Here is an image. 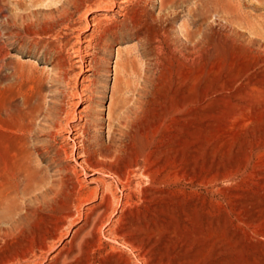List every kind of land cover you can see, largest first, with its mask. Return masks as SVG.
Returning a JSON list of instances; mask_svg holds the SVG:
<instances>
[{"label":"rangeland","instance_id":"rangeland-1","mask_svg":"<svg viewBox=\"0 0 264 264\" xmlns=\"http://www.w3.org/2000/svg\"><path fill=\"white\" fill-rule=\"evenodd\" d=\"M136 2L144 19L170 21L138 31L113 27L122 18L103 5L91 11L97 0H0V178L6 170L10 185L0 264H264V0ZM92 19L107 28L93 48L83 45L97 68L81 75L77 29ZM159 28L169 41L157 50ZM194 31L192 61L178 51ZM80 116L90 151L114 133L131 149L126 162L144 160L152 182L138 173L127 191L83 174L70 135H47L49 118L77 126ZM28 171L36 181L23 189ZM67 174L90 189L103 178L100 193L116 210L102 217L100 196L87 190L68 218L66 200L54 211L37 202ZM121 192L131 197L118 205Z\"/></svg>","mask_w":264,"mask_h":264},{"label":"bare ground","instance_id":"bare-ground-1","mask_svg":"<svg viewBox=\"0 0 264 264\" xmlns=\"http://www.w3.org/2000/svg\"><path fill=\"white\" fill-rule=\"evenodd\" d=\"M135 3H137L136 0H97V4H95L96 5L95 7H97V9L91 10V11L100 10L99 9L100 6L103 5L107 10L116 12L119 15V17L122 18V22H120V24H113V27L121 26V25L126 26V24L131 23L134 26V28L137 29L138 31L144 30L146 25L150 24V23H148L150 21L158 24V22H162V21L164 22L165 20L167 21V19L169 18L167 15H163L162 14L159 19H158V17L157 18H152L151 16H150V18L144 19L143 17L147 16V12L144 9H142L138 13L136 11V9H135V7H136L134 5ZM262 5H264V4L262 3ZM165 6H166L165 0H161V9H164ZM66 14H67V12H66ZM103 19H106V17L103 18ZM172 19H173V17H172ZM193 19L194 18H192L191 22L194 25V27H196L197 23ZM101 21L102 20H99V19L87 20L82 28L80 27V28L77 29L81 33H85L84 34L85 37H83V38H82V36H77L78 43L81 46H79L77 48V50L75 51L76 52L75 59H77L76 64L80 65L79 69L81 70V75L84 72H86V73H90L91 72L93 74L94 73V69L97 68V65L96 66H91L92 63L94 62V57H93V55L91 53L86 52L85 49L88 48V47H89L88 49H91L90 46H92V48H93V45L95 46L96 44H98L99 41H101L102 36H103V34L105 32V29L107 28V27H105V26H103L101 24ZM196 34H197V32L194 31V32L190 33L189 36H186L183 39L181 38L180 47H179L180 49L178 51L179 55H181L183 57H186V58H188V59H190L192 61L194 60L193 56H195L197 50L199 49V41H201V39L198 38L197 40H195L198 43H194L192 45V47H190V48L188 47L189 45H187V44H189V43H187V41L188 42L189 41H194L193 38H194V36ZM152 41H154L155 43L158 44L157 50L160 49V45H162V43H164V44L166 43L167 44V41H169V37L167 35V32L164 30V28H159V30H157V34L155 35V38ZM85 44H86V48H85V46H83ZM169 51L172 52V53L176 52V50L172 49L170 46H169ZM183 51H186L187 54H185V52H183ZM199 51H201V50H199ZM157 53H158V51H157ZM197 56H198V54H197ZM60 62H58L59 66L61 65ZM87 81H89V80H87ZM91 81L92 80H90L89 82H91ZM86 89H89V88L86 86ZM76 95H79V94L76 93ZM84 97H85L84 94H80V96H76V99H84ZM77 105H78V103H74L73 104V106L76 107V108H77ZM28 113L24 112V114H23L24 118H26V115H29ZM48 113L52 114L51 110H48ZM50 114H48V115L50 116ZM78 114H79L78 111L75 110V111L70 112V113L68 112L67 116L68 117L70 116L71 118H75ZM49 119L50 120L48 122V128H47L48 137H50L51 139H54L59 133H62V132H66V134L70 135L67 138L73 143L71 157H73L76 160V164L79 166L80 171H82L83 174L87 173L89 171H93V173H100L101 175L103 174L105 176L104 178L113 179L116 182V185L118 186V188H119V186H121V188H122V185L125 184L127 186V191H128V188L131 187L132 183H134L133 180H132V176H135L138 173H141V175L142 174L145 175L152 182V175H151L150 171L146 168L145 163H142L144 160L142 162H140V161L136 160V158H135L136 161H130V162L127 161L126 162V159L129 156V152L128 151H130L131 149L127 150V148L125 149V147H124V149H122L121 147L117 146L118 144L117 145L115 144V138H114V135H113L114 133L111 134V137L109 139V143L106 144L104 146V148L100 146L101 144L100 145L98 144V145H95V147L97 146L96 149H93V150L90 151L89 145L86 144V140L84 138V136L86 134V130H87V126H88L89 120H84V117L80 116L78 119L80 121H83L81 124H78L77 126H72L71 124H67L66 126H63V124H61L60 122L53 120L54 118H49ZM120 132H121V130H120ZM123 133H125V132H123ZM121 134H122V132H121ZM115 135L117 136V133H115ZM122 140L123 139L121 138V142H122ZM47 148L48 147H46V150H48ZM101 148H103V150ZM55 161L56 162H53L54 164L57 163V160H55ZM2 164H4V162ZM120 164H122V167H119ZM0 165H1V163H0ZM3 166H5V165H3ZM50 167L53 169L54 165L51 164L49 166V168ZM3 168H5V167H3ZM3 173H4V176H2L0 178V204L6 202V200L10 196L9 195L10 191H8V188L10 187V185L8 186V180L6 179L7 178L6 177L7 171L3 170ZM71 173L75 176L73 178H77V176H76V173H77L76 168H74L73 172H71ZM35 177H36L35 175H33L30 171H28L27 175L24 178V181H23V184H22V188L23 189L24 188L25 189H27V188L29 189L30 186H32L31 183L35 180ZM12 178H13V176H12ZM55 183L51 184L48 188H45L44 190L39 192V194L35 198L38 199L37 200L38 203L44 204L46 207L49 206V208L52 211H54L53 209L57 210L58 209L57 208L58 204L62 203L63 200H66V202H68V204L66 203L67 204L66 207L63 208V210H64V212L62 211V213H64L63 216H62L63 218H66L67 216L68 217L71 216L70 215L71 209L69 207V205L71 203L77 202L79 206H82L84 190L91 191L94 194V197L95 196H100V199L102 200V207H103L102 208V214H101L102 217H105V216L109 217V212L116 210V209L113 208L114 206H113L111 197L107 193H106V195L103 194V193H100V190L104 186L103 178L102 179L101 178H95L94 180H92V183L97 185V187L94 188V189L87 188L84 185L81 186V184H82L81 182H79L78 180L77 181L76 180L75 181L72 180L71 176H69L68 174L58 181V183H57L58 185L56 184L57 188H56ZM11 186H13V185H11ZM18 188H19V186H18ZM110 190H112V189L110 188ZM107 192H109V191H107ZM111 195H112V193H111ZM126 195L123 194V192H121L120 197H119L118 202H117L118 205L121 204V199L126 200V199L131 197V196H128V195L126 196ZM132 196H134V195H132ZM85 201H87V200H85ZM78 205H77V207H78ZM70 206H72V205H70ZM77 207H75V205H74V209H76ZM34 213H37V212H34ZM101 216H99V217H101ZM119 219H121V218H119ZM110 232H112L113 235H116V233H115L116 231L114 232V230H111ZM58 239H60V238H58Z\"/></svg>","mask_w":264,"mask_h":264}]
</instances>
